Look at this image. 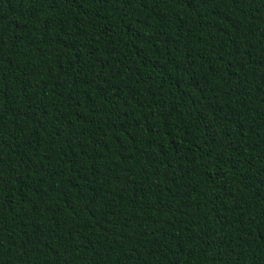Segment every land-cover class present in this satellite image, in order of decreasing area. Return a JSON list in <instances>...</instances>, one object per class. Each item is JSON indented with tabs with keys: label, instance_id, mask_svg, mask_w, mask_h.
I'll return each mask as SVG.
<instances>
[{
	"label": "trees",
	"instance_id": "trees-1",
	"mask_svg": "<svg viewBox=\"0 0 264 264\" xmlns=\"http://www.w3.org/2000/svg\"><path fill=\"white\" fill-rule=\"evenodd\" d=\"M0 264H264V0H0Z\"/></svg>",
	"mask_w": 264,
	"mask_h": 264
}]
</instances>
